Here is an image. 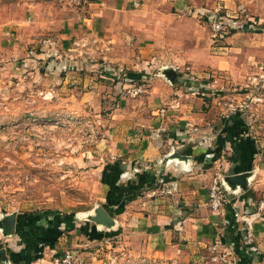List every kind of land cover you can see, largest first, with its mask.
<instances>
[{
  "label": "rangeland",
  "instance_id": "rangeland-1",
  "mask_svg": "<svg viewBox=\"0 0 264 264\" xmlns=\"http://www.w3.org/2000/svg\"><path fill=\"white\" fill-rule=\"evenodd\" d=\"M202 3L205 10L198 20L206 28L210 51L226 52L230 38L246 33L257 35L253 41L264 52L259 15L245 7L227 11L214 0ZM254 3L264 15V0ZM220 15H226L223 21L232 33L218 41L210 19ZM77 46H65L56 33L40 38L25 31L0 33V243L14 232L31 242L30 249H46L31 259L36 264L62 263L67 253L72 264H264V236L241 228L235 193L220 209L209 201L219 173L227 188L237 185L243 195L253 196L246 217L264 212V186H252L264 184V169L251 182L254 169L236 167L240 155L229 135L235 128L231 122L264 112V101H251L264 94V53L241 83L199 90L203 100L193 104V112L211 111L216 127L222 125L219 114L226 116L223 143L217 136L219 143L208 149L200 144L202 138L189 142L172 136V126L178 137L189 134L172 117L167 120L171 111L157 117L164 108L180 110L178 102L159 107L166 97L173 100L169 90L155 92L158 97L148 91L154 70L161 73L162 67L151 70L140 60L103 65L94 57L99 48ZM161 60L168 69L159 75L165 85L173 87L180 79L190 89V82L196 84L187 68L175 79ZM136 68L151 72L140 79L132 74ZM128 84H144L146 92L126 95ZM203 147L206 152L200 153ZM236 176L244 177L243 183L232 184ZM210 211L223 219L215 223L219 230L213 243L199 231L200 219ZM156 215L168 222L169 235L159 242L151 238ZM36 219L47 226L40 228ZM21 223L27 234L19 230ZM40 229L44 234L35 241ZM153 244L176 248L164 256L147 255L143 246Z\"/></svg>",
  "mask_w": 264,
  "mask_h": 264
},
{
  "label": "crops",
  "instance_id": "crops-1",
  "mask_svg": "<svg viewBox=\"0 0 264 264\" xmlns=\"http://www.w3.org/2000/svg\"><path fill=\"white\" fill-rule=\"evenodd\" d=\"M203 1L205 0H88L82 7H68L64 0H0V33L7 34L11 30H16L21 34L25 31L33 37L38 35V38L46 36L47 33H56L65 46L78 45L79 50L86 43L87 47L89 46L88 50L99 48V52L94 57L104 60L103 65L126 62V60L129 62L140 60L149 64V69L153 70L157 64L158 68L162 67L160 69L162 71L160 73L159 70H154L155 77H152L153 82L151 87H148V91L158 97L155 92L163 89L164 92L169 90L168 92L178 99L173 98L172 100L166 97L162 104L159 103V107L162 108L167 103L165 105L167 108L168 104L174 106L173 102H178L179 112L184 113L182 116L176 112L177 110L164 108L163 113L165 114L161 116L159 112L157 117H168L171 111L167 120H171L172 117L179 124L180 127H178L189 134L178 137L179 131L175 132L174 129L177 127L172 126V136L185 137L189 142L195 141V138H202L203 141L200 144L209 149L219 143L216 141L217 136L218 140L221 139L223 143L222 138L226 136L224 130L226 116L224 113L219 114L217 120L222 125L216 127L212 123L213 113L211 111H206L207 114L193 112V104H199L203 100L198 94L199 90L206 86L214 87L217 84L241 83L245 75L253 70L254 62L264 52L260 45L253 41L254 36L257 35L246 33L235 34L230 38L228 43L231 47L227 49L228 51H210L206 28L201 26L198 20L201 12L205 10ZM214 1L218 2L220 8L223 7L231 12L245 7L251 11V14L259 15L264 22V15L259 9L260 5L255 4L254 0ZM161 59H165V62L171 66L170 69L175 73V79L179 74H185L187 68L191 71L193 78H196L192 79L197 81L196 84L190 82L192 85L190 89L183 83V79H180V82L173 87L165 85L159 75L164 74L168 69L166 66H161L159 62L163 61ZM151 70L137 69L136 73L132 74L142 75L140 79H143L150 74ZM153 96L150 98H154ZM212 103H216V100ZM253 115L254 118L246 117L245 119L244 116L243 119L238 118L239 121L231 122L230 125L233 124L235 128H232L229 133L230 137L235 138L236 151L240 155L236 167L240 171L254 169L251 182L264 169L261 158V153L264 151V112L253 113ZM199 152L205 153L206 149L203 147ZM225 167L230 166L225 163ZM216 176L221 177L219 173ZM254 185L252 184L255 190L264 186L260 182ZM228 189L236 195L241 228L249 230L253 236H259V238L264 236V212L261 210L257 213V210L254 211L255 214L246 217V206L253 201V196L243 195V191L237 185ZM154 219H156V225L152 229L151 238L159 242L163 235L166 233L169 235L168 232L165 233L168 222L160 215L154 216ZM23 220L27 221L25 217ZM200 220L203 226L199 231L206 238L208 236L211 239L210 243H213L216 238L215 230L218 229L215 223L223 219L210 211ZM143 221L148 223L150 220L146 218ZM36 223L40 228L47 226L43 219L40 223L36 219ZM19 230L27 234V227L22 223L19 224ZM42 230L38 231L39 234L35 236V241L40 240V234H44ZM52 232H54L53 237L57 235L56 231ZM12 235L13 238L6 243H0V264H36L32 263L31 259H35L41 251L47 253L46 249H30L29 240L22 241L21 237L14 232ZM2 239L4 238L0 236V242ZM143 247L147 255L155 257L164 256L165 252L171 254L176 248V246L160 244Z\"/></svg>",
  "mask_w": 264,
  "mask_h": 264
},
{
  "label": "built area",
  "instance_id": "built-area-1",
  "mask_svg": "<svg viewBox=\"0 0 264 264\" xmlns=\"http://www.w3.org/2000/svg\"><path fill=\"white\" fill-rule=\"evenodd\" d=\"M68 3L72 4V6L75 7H82L88 0H67ZM224 13V12H223ZM226 15H223L220 17H214V19H210V27L212 28V31L214 33V38H216L218 41L225 40L232 32L231 28L225 24L223 21L224 17ZM86 46V43L83 45ZM146 92V86L144 84H128V86L125 89V94L129 96H141ZM255 97V98H254ZM251 97V101H264V94L263 92H260V94ZM211 191L209 196L210 206L213 209H220L227 205V201L229 199L233 198V193L229 192V189L223 184L221 177H215L212 180L211 183ZM232 197H229V196ZM74 261H72V255L71 253L66 254V258L62 263L58 264H72Z\"/></svg>",
  "mask_w": 264,
  "mask_h": 264
},
{
  "label": "water",
  "instance_id": "water-1",
  "mask_svg": "<svg viewBox=\"0 0 264 264\" xmlns=\"http://www.w3.org/2000/svg\"><path fill=\"white\" fill-rule=\"evenodd\" d=\"M235 178H237L236 180L237 181H233V180H231V182H232V184H234L235 182H240V183H243V181H244V177H238V176H236Z\"/></svg>",
  "mask_w": 264,
  "mask_h": 264
}]
</instances>
